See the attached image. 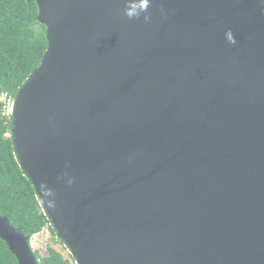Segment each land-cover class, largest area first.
Listing matches in <instances>:
<instances>
[{"label": "water", "instance_id": "1", "mask_svg": "<svg viewBox=\"0 0 264 264\" xmlns=\"http://www.w3.org/2000/svg\"><path fill=\"white\" fill-rule=\"evenodd\" d=\"M36 1L12 140L75 263L264 264V0Z\"/></svg>", "mask_w": 264, "mask_h": 264}, {"label": "trees", "instance_id": "2", "mask_svg": "<svg viewBox=\"0 0 264 264\" xmlns=\"http://www.w3.org/2000/svg\"><path fill=\"white\" fill-rule=\"evenodd\" d=\"M36 0H0V217L32 239L48 228L57 233L38 199L32 182L16 158L12 140L13 116L5 113L2 100L15 99L27 78L40 66L48 49L47 27L39 19ZM38 264H76L55 248L45 254L34 251ZM0 264H18L16 256L0 238Z\"/></svg>", "mask_w": 264, "mask_h": 264}, {"label": "rangeland", "instance_id": "3", "mask_svg": "<svg viewBox=\"0 0 264 264\" xmlns=\"http://www.w3.org/2000/svg\"><path fill=\"white\" fill-rule=\"evenodd\" d=\"M3 101H5L4 98H3ZM13 102L14 101H12V103L9 105L7 112H6L7 114L12 113ZM31 245H32L33 251H39L43 255L45 254V252L47 251L49 247H52L58 250L60 253H62V255L65 258H70V255H71L66 245L59 244L58 242L54 240L52 233L49 231L48 228H45L44 231L41 232L40 234L35 235L31 239Z\"/></svg>", "mask_w": 264, "mask_h": 264}, {"label": "built area", "instance_id": "4", "mask_svg": "<svg viewBox=\"0 0 264 264\" xmlns=\"http://www.w3.org/2000/svg\"><path fill=\"white\" fill-rule=\"evenodd\" d=\"M3 98L5 99L4 102L6 103V107H5V113H6L8 107H9V105L12 103L13 100H8V99H6V96H4ZM3 98H2V100H3ZM6 114H7V113H6ZM8 114H10V113H8ZM11 114H12V113H11Z\"/></svg>", "mask_w": 264, "mask_h": 264}, {"label": "clouds", "instance_id": "5", "mask_svg": "<svg viewBox=\"0 0 264 264\" xmlns=\"http://www.w3.org/2000/svg\"><path fill=\"white\" fill-rule=\"evenodd\" d=\"M127 14H128V13H127ZM129 17L131 18L132 16H131V15H129ZM145 19H146V20H148V19H150V18H149V17H145ZM229 35H231V33H230V32H229ZM229 42H230V43H235L236 41H235V39H234V38H232V39H230V40H229Z\"/></svg>", "mask_w": 264, "mask_h": 264}]
</instances>
